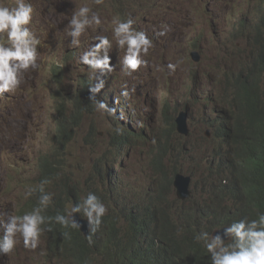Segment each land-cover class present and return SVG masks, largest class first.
Wrapping results in <instances>:
<instances>
[{
    "label": "trees",
    "instance_id": "obj_1",
    "mask_svg": "<svg viewBox=\"0 0 264 264\" xmlns=\"http://www.w3.org/2000/svg\"><path fill=\"white\" fill-rule=\"evenodd\" d=\"M193 2L201 10L200 0ZM9 6H14V3ZM167 14L158 7L151 17L154 29L161 30V21L169 24ZM122 15L123 19L126 18L124 11ZM260 25L264 26V16L260 19ZM246 31L243 28L242 34L245 35ZM37 49L38 56L43 57L46 50L40 51L39 45ZM232 53L231 60L221 66L223 70L214 73L219 78L215 84L220 86L219 98L208 89L209 96L204 105L201 84L204 80L207 83L212 81V78L201 73L200 76L191 75L188 81L190 90L192 87L200 89L199 98L181 107L168 100L161 104L162 129L156 138L150 161L159 189L148 207L135 206L122 211L126 214L125 221L129 226L126 235L117 234L120 223L118 217H112V214L103 217L100 227L91 233V243L78 230L64 228L54 220L46 219L42 227L49 238L48 253L56 252L72 264H211L210 255L203 244L194 239L197 233L207 231L213 234L234 221L257 219L259 214H264V43L260 49L249 43L245 51L235 48ZM72 63L70 55H66L61 64L52 69L51 77L58 91L52 97L56 116L55 134L50 152L39 157L33 166L35 179L30 182V187H36L45 179L50 181L45 185V190L53 193V201L42 213L46 218L54 217L58 212L64 214L68 205L79 203L89 192L95 193L106 205L111 200L110 193L118 191L115 180L108 172L97 176L95 189L84 191L76 188L75 184L68 183L66 165L60 164L62 159L65 160L67 149L84 122L89 121L92 128L97 121L94 103L88 100V88L93 85V81L86 78L80 64L72 69ZM68 70H73L75 74L71 81L72 87L66 90L65 76ZM31 71L23 74L19 86L22 104L18 109H12L8 116L0 114V127L3 128L0 129V175L2 167L9 166L8 159L15 141L21 139V142L41 127L46 87L43 85L41 90H37L38 79L35 77L30 86L22 89L24 76ZM2 96H5L4 93ZM101 96L99 93L97 99L102 100ZM115 100L118 103L119 99L115 97ZM186 107L191 111L188 138L193 135L191 118L200 108L204 112L202 126L211 127L217 152L207 168L208 175L204 184L209 202L191 207L183 204L182 209L178 205L174 209L176 216H172L173 207L167 201L166 193L172 187L173 176L184 172L177 164L187 153L188 147L182 145L181 148H175L172 145L167 152L170 145L167 140L176 137L174 118ZM214 107L226 117V133L223 136L219 126L223 127L224 121L218 116L212 120L205 114V110L212 112ZM114 108L118 116L121 111H125L120 103ZM2 109L0 104V112ZM120 117L122 121L127 120L124 114L120 113ZM116 123L119 132L112 138L111 145L113 156L118 157L135 136L123 130L125 127L121 121L117 120ZM20 124L23 132L16 139L9 130ZM10 139L12 142H9ZM221 145L225 148L224 163L220 158ZM38 195V192L34 193L24 202V211L20 215L30 212L36 206ZM148 220L151 225L145 228L146 222L149 224ZM140 232L143 234V242L140 240Z\"/></svg>",
    "mask_w": 264,
    "mask_h": 264
},
{
    "label": "rangeland",
    "instance_id": "obj_2",
    "mask_svg": "<svg viewBox=\"0 0 264 264\" xmlns=\"http://www.w3.org/2000/svg\"><path fill=\"white\" fill-rule=\"evenodd\" d=\"M26 2L35 8L34 31L40 40V51L46 50V53L43 57H37L38 68L24 76L22 89L30 86L37 77V90H41L43 85L47 84L48 92L45 95L41 115L42 126L33 131L27 146L19 142L21 139L15 141L8 159L9 166L2 167L0 219H4L5 222L9 212L20 215L24 211V202L28 200L25 199L24 193L31 184L28 180L35 179L33 166L39 157L50 152L52 148L56 127L52 97L58 94L51 77L52 68L60 65L62 59L71 51L72 69L76 64H80L86 78L95 83L87 66L79 62V57L96 43L97 35H107L110 40L112 39L111 29L114 27L112 24L114 18L123 19L124 11L126 17L133 16L135 21L142 24L140 29H143L149 28L151 17L158 7L168 13L172 34L162 40L157 39L156 46L144 57L148 62L147 65L131 76L121 72L120 62L124 50L118 48L114 41L109 50L114 71L104 78L108 86L105 91L102 89L100 92L101 99L109 107L118 105L120 101L124 107H128L124 114L133 118V131L136 133L130 145L122 149L118 157L113 156L111 140L117 136L112 127L113 116L96 111L97 121L94 126L91 128L89 121L84 122L69 145L65 160L60 161L61 165H66L68 183L75 184L76 188L84 191L96 188L99 174L114 173L115 177L112 178L118 191L110 193L111 200L105 205L107 212L104 217L110 214L112 217H118L120 227L117 234L126 235L129 226L125 221L126 214L122 211L135 206L148 207L152 199L156 198L159 189L150 161L156 138L162 129L160 104L164 100H169L172 104L175 100L179 104L186 101L185 89L188 85L186 77L189 69L197 71L204 69L203 71L207 72L212 70V73L223 70L221 66L225 61L231 60L233 48L235 46L242 48L246 41L244 36L241 39L236 38L235 35L242 30L251 14L257 18L262 15L264 0H200L201 10H198L193 0H105L102 4H95L94 0H26ZM204 2H207L205 6ZM5 3L13 4L14 0H5ZM85 4L93 11H98L102 24L99 28L89 29L80 38V46L73 47L70 45L71 37L67 35L70 30L67 25L72 12ZM42 19L49 21L48 27L41 26ZM149 29L155 36L154 28ZM191 51L200 54L199 64L196 65L190 60ZM168 63L177 65L176 71L170 75L164 67ZM212 73L209 77L215 82L217 78ZM74 74L73 70L66 72V90L72 87ZM202 83H207V80ZM125 89L128 91L127 97L120 95ZM219 89V85L214 87L216 98H219L217 94ZM18 91L19 87L15 92L4 93L9 101L4 99L5 96H0V104L3 108L0 114L8 116L12 109L19 108L22 104V95ZM190 92L195 97L200 95V89ZM115 97L119 99L118 103ZM134 97L141 98L140 106L130 103ZM146 116V128L140 131L139 121ZM0 129L3 130L2 127ZM207 130L209 129L200 131L199 123L196 121L190 138L176 134V137L167 140L170 143L167 152L171 150L172 145L175 148L187 145V153L177 165L184 169L183 174L193 179L191 198L187 202L177 199L173 185L167 191L166 198L173 207L172 216H176L174 209L178 205L181 206L179 209H182L183 204L191 207L201 202H209V196H206L203 190V171L212 160L214 161L217 144L213 141V134L210 137L206 136ZM22 132V124L12 126L9 130L11 136H16V139ZM11 139L9 142H12ZM112 161L115 164L111 163ZM3 234L4 229L0 227V236ZM48 244L49 238L45 232L41 235L40 244L35 250L26 249L22 240L18 238L12 254L7 256L0 254V264H72L63 260L56 252L48 253Z\"/></svg>",
    "mask_w": 264,
    "mask_h": 264
},
{
    "label": "clouds",
    "instance_id": "obj_3",
    "mask_svg": "<svg viewBox=\"0 0 264 264\" xmlns=\"http://www.w3.org/2000/svg\"><path fill=\"white\" fill-rule=\"evenodd\" d=\"M104 2L105 0H94L95 4H102ZM206 3L207 2H204V6ZM160 15H163L162 12ZM263 16L264 12L258 18L254 14L249 16L243 26V28L247 29L245 35L242 34V30L235 35L236 38L241 39L242 36H244L246 41L242 48L235 46L233 50L236 48L241 52L245 51L249 47V43H251L256 49H260V46L264 43V26L260 25V19ZM34 19L35 8H33L30 3H27L26 0H14V6H9L5 3V0H0V96H2L5 92H15L22 82L23 74L29 70L38 68L37 46L40 44V40L34 31ZM159 20L161 19L159 18ZM161 23V30L154 29V36L149 29L154 28L153 22H150L149 28L144 27L143 29H140L142 24L135 21L133 16L129 15L124 19L114 18L112 21L114 27L111 29L112 39L110 40L107 35H97L95 37L96 43L92 44L79 57V62L82 65L87 66V70L91 73L95 80V83L93 82V85L88 88V100L94 103L97 112L113 116L112 127L116 134L119 132V125L116 123L117 120L114 118L116 116V109L114 107H117L118 105L114 104L113 107H109L106 102L97 99L98 94L104 88V78L114 71L109 50L113 46V41L118 48L124 50V55L120 62L121 72L126 76H131L141 67L147 65L148 62L144 59V57L149 54L150 50L154 46H156L157 40H155V37L162 40L164 37H168L172 34L169 24L162 21ZM101 24L102 20L98 11H93L88 5L85 4L75 9L72 12L67 25L68 29H70L67 32V35L71 37L70 45L73 47H79L80 38L84 36L89 29L99 28ZM48 25V20H41V26L43 28L48 27ZM192 53H195L196 56L191 57ZM70 54L71 51L68 55ZM189 58L196 65L200 63V54L197 51H191L189 53ZM164 67H166L169 75L174 73L177 69V65L173 63H168ZM203 70L197 71L189 69L186 77L187 83L193 74L200 76L202 74L209 75L212 73V70L210 72ZM212 74L214 75V73ZM218 80L219 78L216 79L215 82L208 81L209 90L214 95H216L214 87ZM44 85L46 87V95L48 92V86L47 84ZM195 89L198 88L192 87L190 90L187 85L185 89L186 101L183 104H179L175 100L173 101L174 104L181 107L189 102H192L196 97L190 91ZM217 94H220V92ZM120 95L127 97L128 91L125 89L120 93ZM199 96L197 98H199ZM138 99L141 100V98ZM186 111L188 112V133H190L188 120L191 111L189 107L180 110L176 114L174 118V126L178 114ZM120 113L124 114L122 111ZM120 113L119 118H121ZM203 117V110L200 108L197 109L195 115L191 118L192 126L195 128L197 121L200 126V131L209 129L206 132V136L210 137L211 134H213L212 129L211 127L202 126ZM126 118L127 120L124 121L129 122V118L127 116ZM145 121H147V116ZM124 127L125 129L123 130L125 132L134 136L136 135L133 128H130L127 125H124ZM175 134L183 138H188V135L184 137L178 134L176 128ZM133 139L134 137L131 138V141ZM30 141L31 137L29 135L28 138H24L20 143L27 146ZM210 164H208L203 171V190L206 196H208V190L204 189V184L208 175L207 168ZM178 174L189 177L183 173ZM176 175L173 176V187ZM113 177H115V175H113ZM29 182L32 181L29 180ZM48 183H50V181L45 179L38 186L29 187L25 191V199L31 197L34 193H39L37 204L30 212H26L23 215H16L9 212L6 216V222L4 219H0V227L4 229V234L0 236V254L5 256L12 254L17 246L18 238L22 240L23 246L26 249H37L40 244V237L45 231V228L42 227V225L45 224L46 219L49 221L54 220L56 224H59L64 228L78 230L79 233L83 235L89 243H91V233H94L100 227L102 218L107 212V208L104 203L95 193L89 192L79 203H76L75 205H68L64 214L58 212L54 217L46 218L42 215V213L52 204L53 201V193L45 190V185ZM192 183L193 179L191 178L190 198ZM174 189L176 190L175 187ZM189 199L185 200V202ZM74 214L80 215L87 221L90 234L85 236L80 232L79 229L81 226L76 220ZM217 231L223 232L220 233ZM217 231L213 234L207 231H201L194 236V239L198 243H202L205 250L210 255L211 264H264V214H259L257 219L249 220L247 218H243L238 221H234L228 226ZM216 232L217 234L214 235ZM64 235L67 236L68 233L65 232Z\"/></svg>",
    "mask_w": 264,
    "mask_h": 264
},
{
    "label": "water",
    "instance_id": "obj_4",
    "mask_svg": "<svg viewBox=\"0 0 264 264\" xmlns=\"http://www.w3.org/2000/svg\"><path fill=\"white\" fill-rule=\"evenodd\" d=\"M196 56L195 53L191 54V57ZM187 116L188 112H181L178 114L175 120V128L178 134L186 137L188 135V127H187ZM190 186H191V178L185 177L181 174L176 175L174 181V187L177 190V197L181 201H185L190 198ZM76 220L80 223V232L87 236L89 233V226L87 221L84 220L80 215L74 214ZM222 233L223 231H217ZM217 232L214 234L216 235ZM228 241V240H226ZM225 241V242H226Z\"/></svg>",
    "mask_w": 264,
    "mask_h": 264
},
{
    "label": "bare ground",
    "instance_id": "obj_5",
    "mask_svg": "<svg viewBox=\"0 0 264 264\" xmlns=\"http://www.w3.org/2000/svg\"><path fill=\"white\" fill-rule=\"evenodd\" d=\"M185 45V44H184ZM106 86H108V84H105L104 85V88H103V90L105 91V89H106ZM201 87H202V98H203V103H204V105H205V103H206V99L208 98V96H209V92H208V89H209V84L208 83H202L201 84ZM4 99L6 100L7 98L6 97H4ZM126 101H128V100H126ZM121 102V106L125 109V111H126V108H128V107H124L123 106V104H122V101H120ZM130 103H134L137 107L138 106H140V100L139 99H136L135 97H134V100L133 101H130ZM127 106V105H126ZM125 111H123V112H125ZM131 112V111H130ZM205 114L208 116V117H210L212 120H214V118H215V116H218L221 120H223L224 121V125H223V127H221V126H219V129H220V132H221V135L223 136V135H225V133H226V117H224V115H223V113L217 108V107H214L213 108V111L212 112H209V111H206L205 110ZM128 118H129V122H125V121H122V119L121 118H119V116H118V114L116 113V116L114 117L116 120H119V121H121V123H123L124 125H127V126H129L130 128H133V118L131 117V116H127ZM146 118V117H145ZM145 118H142L140 121H139V127H138V130H140V131H143V130H145V128H146V121H145ZM190 135V133H188V136ZM116 153V152H115ZM117 153H118V151H117ZM46 155V154H45ZM224 157H225V148L221 145V148H220V158H221V161L224 163V162H226L225 161V159H224ZM116 166V165H115ZM111 167V166H110ZM112 168V167H111ZM116 168H118L117 166H116ZM110 169V168H109ZM118 170V169H117ZM114 173H112V172H109V175L112 177V175H113ZM114 179V178H113ZM149 221V224H148V222H146V224H145V228H147L149 225H151V221L150 220H148ZM144 232V231H143ZM143 234L140 232V240H142V242H143ZM141 243V242H140ZM143 244V243H142ZM144 245V244H143Z\"/></svg>",
    "mask_w": 264,
    "mask_h": 264
}]
</instances>
